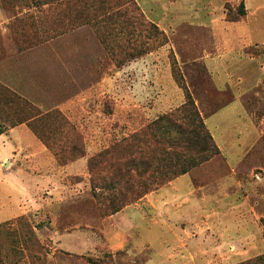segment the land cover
Segmentation results:
<instances>
[{"label":"rangeland","instance_id":"obj_1","mask_svg":"<svg viewBox=\"0 0 264 264\" xmlns=\"http://www.w3.org/2000/svg\"><path fill=\"white\" fill-rule=\"evenodd\" d=\"M0 83L87 148L69 172L28 124L0 136V264H264V0H0ZM187 91L237 144L105 216L88 159Z\"/></svg>","mask_w":264,"mask_h":264},{"label":"trees","instance_id":"obj_2","mask_svg":"<svg viewBox=\"0 0 264 264\" xmlns=\"http://www.w3.org/2000/svg\"><path fill=\"white\" fill-rule=\"evenodd\" d=\"M242 13L243 18L227 22L244 21L247 16L244 11ZM0 120V136L7 132L8 126L15 128L28 124L42 143L55 151L60 163L67 165L68 162L87 158L86 145L78 135L67 139L71 148L54 149L56 139L63 134L62 128H72L65 116L60 112L42 114L36 106L1 83ZM150 141L156 145L154 148ZM65 153L70 160L66 159ZM219 155L221 150L187 91L185 104L175 113L158 118L140 133L116 141L111 147L90 157L87 170L95 177L91 184L104 215L114 216L152 191L159 190ZM111 179L116 182L112 190L99 184ZM145 182H154L156 186L145 189ZM97 189L108 190L110 194L97 193ZM107 258L114 259L112 255Z\"/></svg>","mask_w":264,"mask_h":264},{"label":"crops","instance_id":"obj_3","mask_svg":"<svg viewBox=\"0 0 264 264\" xmlns=\"http://www.w3.org/2000/svg\"><path fill=\"white\" fill-rule=\"evenodd\" d=\"M245 22H246V21H245ZM240 23H242V22H240ZM232 24H236V23H232ZM208 65H209V64H208ZM206 66H207V65H206ZM207 67H208V66H207ZM227 78L230 79V76L227 75ZM223 79H224V78H221V82L223 81ZM219 82H220V80H219ZM161 87H163V83H162V82H161ZM129 96L132 97L131 94H129ZM127 97H128V95H127ZM167 99L169 100V104H172V102H173V98H172V97L170 98V97L168 96ZM229 113H230V117H232L233 121H234V122H237V121H238V124L232 123L231 125H228V128H224V131H233L235 128H238V129H240V133L236 135L237 138H238L239 135H243V134H242V131H245V127H244L243 123H241V122H243V118H242L240 115H238V113H234V111H233V112H229ZM213 115L216 116L217 113H215V114H213ZM213 115H211V116H213ZM211 116H210L209 119H207V118H204V119H205V123H206L207 128L209 129V131L211 132V130L213 129L214 132H216V133H214V132L212 131L211 133H212L213 137L215 138V141H216L218 147H219V148H228V147L231 148L232 146H235V145L237 144L235 141H232V142H230V143H228V144L226 143V140L224 141V135H223V133H220V132L218 131L220 125L217 126V125H216V122H214L215 120H212ZM223 117H224V116H223ZM216 134H217V135H216ZM228 135H229V134H228ZM216 136H218V137L220 138L221 142L224 143L223 147H222L221 145L218 144L217 139H216ZM221 152H222V150H221ZM53 160H55V158H53ZM49 161H51V159H50ZM85 166H86V160L83 159V160H80V161L74 162V163H72V164H70V165H66V166H64V167H62V168H63V170L65 169V170L71 172L72 170L78 169V168H80V167H81V169H82V168H85ZM69 169H70V170H69ZM60 180H61V179H60ZM50 183H51V182H50ZM127 210H128V208L125 209V211H127ZM193 259H194V258H193Z\"/></svg>","mask_w":264,"mask_h":264}]
</instances>
